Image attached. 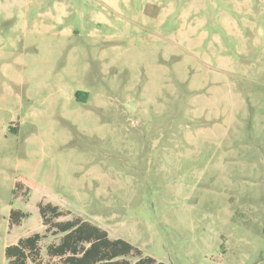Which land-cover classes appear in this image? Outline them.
<instances>
[{
	"label": "rangeland",
	"instance_id": "obj_1",
	"mask_svg": "<svg viewBox=\"0 0 264 264\" xmlns=\"http://www.w3.org/2000/svg\"><path fill=\"white\" fill-rule=\"evenodd\" d=\"M40 201L167 264H264V0H0V264Z\"/></svg>",
	"mask_w": 264,
	"mask_h": 264
},
{
	"label": "trees",
	"instance_id": "obj_2",
	"mask_svg": "<svg viewBox=\"0 0 264 264\" xmlns=\"http://www.w3.org/2000/svg\"><path fill=\"white\" fill-rule=\"evenodd\" d=\"M87 93L76 92V98L85 100ZM26 184V190L31 184L19 177L16 187ZM38 211L45 226V233H58L59 239L49 243L46 252L50 257H58L62 264H167L157 261L154 257L143 255L142 250L122 238H110L108 232L81 216L66 220H56L69 214V209H63L51 202L40 201ZM27 212L10 209L9 225L18 223ZM45 233L34 232L20 237L15 243L6 245L4 256L6 264H48L41 258L40 241ZM134 256L132 262L128 258Z\"/></svg>",
	"mask_w": 264,
	"mask_h": 264
}]
</instances>
